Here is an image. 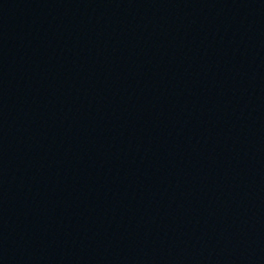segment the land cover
Here are the masks:
<instances>
[{"label": "water", "instance_id": "95a60500", "mask_svg": "<svg viewBox=\"0 0 264 264\" xmlns=\"http://www.w3.org/2000/svg\"><path fill=\"white\" fill-rule=\"evenodd\" d=\"M0 264H264V0H0Z\"/></svg>", "mask_w": 264, "mask_h": 264}]
</instances>
